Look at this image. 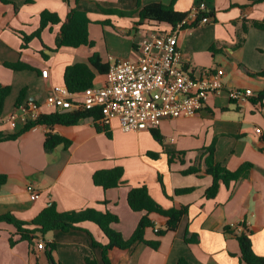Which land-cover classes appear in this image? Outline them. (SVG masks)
<instances>
[{
  "label": "crops",
  "instance_id": "crops-1",
  "mask_svg": "<svg viewBox=\"0 0 264 264\" xmlns=\"http://www.w3.org/2000/svg\"><path fill=\"white\" fill-rule=\"evenodd\" d=\"M202 2L206 4V11L212 12L209 23L190 21L186 27L174 29L184 62L196 75L204 70L223 69L226 89L250 90L252 96L238 102L231 100L227 92L212 95L197 115L164 120L155 128L161 139L153 136V129L124 131L117 119L111 122L108 135L98 130L100 121L90 117L73 126L53 128L54 133L71 142L68 149L59 147L51 153L45 151L44 142L49 132L46 126H37L16 140L0 142V174L8 178L0 191V215L10 213L20 220L31 221L54 202L61 212L92 208L116 215L119 222L114 228L129 238L142 213L130 208L128 193L131 188L145 184L163 208L187 206L188 213L176 231L161 237L155 230L164 229L167 219L153 214L155 227L149 228L145 237L159 240V247L153 249L138 243L128 250L115 248L110 251L112 264H177L181 258L190 264H239V243L234 234L224 229L231 225L240 233L238 227L242 224L253 231L254 252L264 256V107L257 101L258 94L264 91V77L252 75L264 69V30L249 26L246 34L241 33L244 42L238 45L244 22L250 25L253 21H264V3L253 4L248 0H33L32 3L0 0V86L11 87L0 118V132L14 134L23 128L13 130L6 122L22 90H25L22 102L44 101L53 85L64 84L67 66L88 62L89 57L99 51L96 46L63 47L59 49L62 53L54 59L45 60L41 52H45V45L51 48L53 42L56 44L60 25L48 26L42 32L45 45L42 42L38 45L35 38L23 49L21 33H35L44 10L65 19L73 7H78L90 18L96 13L101 21L113 20L115 27L110 28L128 36L131 48L122 52L114 51V47L115 55L109 54L103 39L101 50L105 49L106 54L98 53L109 65L110 57L115 60L137 58L138 46L152 29L151 25L162 31L172 28L166 23L157 27L156 22L151 21L138 25L136 13L132 17H120L106 14L99 7L134 12L138 4L142 7L172 4L176 11L189 14ZM106 16L111 18L106 20ZM47 32L53 35L48 40L42 37ZM18 61L33 69L15 71L3 64ZM46 69L49 79L42 78V71ZM105 82L106 75L97 73L94 86H103ZM43 111L51 113L47 108ZM213 146L215 162L228 170L236 171L244 163H251L254 168L248 178L228 186L222 184L217 196L209 199L205 193L213 178L206 173V160ZM117 167L124 170V185L105 190L94 184L96 171ZM192 168L197 172L187 173ZM28 184H33L38 191L36 200L27 192ZM187 188L193 191L177 193ZM81 226L84 230L49 232L39 238L32 252L25 241L12 246L10 237L16 233L15 228L0 223V264H50L46 247L37 249L39 241L56 243L53 257L63 264H87L86 257L102 264L101 249L93 247L92 237L102 244H107V238L93 222L86 221ZM187 232L198 235L199 241L187 243Z\"/></svg>",
  "mask_w": 264,
  "mask_h": 264
},
{
  "label": "trees",
  "instance_id": "trees-1",
  "mask_svg": "<svg viewBox=\"0 0 264 264\" xmlns=\"http://www.w3.org/2000/svg\"><path fill=\"white\" fill-rule=\"evenodd\" d=\"M253 4L264 3V0H248ZM33 0H27V3H32ZM68 2V0H67ZM78 2V1H77ZM102 12L109 15H118L120 17H132L135 13L138 17V25H142L145 22H156L155 26H159L161 23L168 24L172 29H175L183 22L188 16V13L176 11L173 5L164 4H150L147 6H141L138 4L136 11L127 12L118 9H107L100 7ZM203 16H212V12L205 11L199 15L197 22ZM95 23L89 17L88 13L80 10L78 7H73L65 19H61L60 16L50 10H44L40 15V27L38 30L27 35L21 33L23 39L22 48H28L30 42L34 38L41 39L42 32L48 26L60 25V32L56 39L57 49L65 48H79L81 46L95 47V42L89 38V26ZM103 26L110 25L107 21L99 23ZM187 24L182 27H186ZM249 26L256 27L264 30V21H253L250 25L243 23L241 32L238 35L239 43L241 45L245 38ZM151 28H156L151 25ZM242 33V34H241ZM47 49V48H46ZM45 60L49 59V55L44 51L41 52ZM6 68L21 71L32 70L33 68L21 61L11 63H3ZM109 71V65L104 63L101 55L98 52L93 53L88 62H79L67 66L64 73V84L74 92L82 91L94 86L97 73L100 75H106ZM256 77H264V69L258 73L252 74ZM11 93L10 86H0V118H2L5 103L7 97ZM25 97V90H22L20 96L16 102V107L22 102ZM257 101L264 107V91L258 94ZM93 117L96 121H100L102 113L100 110L92 111H74V112H53L49 114H42L41 117L35 122H30L23 127L19 132L14 134H3L0 132V142L16 140L26 132L32 130L37 126H46L49 132L46 134L44 142V149L47 153L53 152L59 147L68 149L71 146V142L63 136L54 133L53 128L56 125L73 126L84 119ZM101 125V126H100ZM98 125L99 131H104L110 135L109 126L100 123ZM152 134L156 139H161L159 132L155 129L152 130ZM214 146L209 148L210 156L206 160V173L212 176L213 183L206 190V197L213 199L217 196L222 184L228 186L232 182H237L241 179L248 178L250 171L254 168L251 163H244L236 171H230L222 165L215 162L214 159ZM171 160V158H170ZM196 168L190 169L187 173H196ZM124 170L121 167L98 170L93 175V181L96 186L102 187L105 190L117 188L124 185ZM7 176L0 174V191L4 184L7 182ZM162 183V179H160ZM193 188H187L184 190H178V194L192 192ZM128 205L135 211L142 213V216L138 222V225L134 233L129 238H125L123 234L114 228V224L119 222V218L111 212H100L92 208H87L80 211L61 212L58 210L56 203H52L45 207L33 220L24 221L18 219L15 215L7 213L0 215V223H6L15 228L16 233L11 235L10 243L15 246L17 242L25 241L28 243L30 249L34 250V246L40 237H43L49 232L56 230L62 232H69L71 230H84L82 224L86 221H90L98 225L105 237L107 238V244L97 242L92 236L93 247L100 248L102 252V264H112L110 259V251L113 249L128 250L138 243H144L153 249L159 247V240H147L145 235L149 228H154L155 223L151 216L157 214L167 219V224L164 229H159L156 232L158 237L164 236L170 231H176L180 225V222L184 215L188 213V207L183 206L181 208H163L154 198L150 195L148 187L143 184L131 188L128 193ZM240 233L236 232V227L227 226L224 231L236 236L240 248V262L239 264H264V256L257 255L253 250L252 235L253 231L248 228L247 225L242 224L239 226ZM88 232V231H87ZM18 238L17 240L15 238ZM199 241L198 235L186 234L187 243H197ZM46 257L50 264H63L60 261H56L53 257V252L57 248L56 243H46ZM87 264H98L97 261L86 257ZM177 264H190L185 258H181Z\"/></svg>",
  "mask_w": 264,
  "mask_h": 264
},
{
  "label": "built area",
  "instance_id": "built-area-1",
  "mask_svg": "<svg viewBox=\"0 0 264 264\" xmlns=\"http://www.w3.org/2000/svg\"><path fill=\"white\" fill-rule=\"evenodd\" d=\"M205 11L206 4L199 3L179 26L196 22ZM210 21L209 16H203L198 24ZM138 52L135 59L115 60L110 57L103 86L74 92L65 84L53 85L44 101L21 102L8 115L6 122L16 130L38 120L44 114L43 108L51 113L100 110L101 124L110 127L117 119L124 131L137 132L155 129L166 119L193 117L205 108L212 95L227 92L231 100L238 102L252 96L250 90L226 89L223 69L204 70L196 75L183 60L178 33L174 29H149L138 46ZM42 78L49 79L48 69L42 71ZM26 190L32 200L39 197L33 184H28ZM238 229L241 231L242 228ZM44 248V242L39 241L37 249Z\"/></svg>",
  "mask_w": 264,
  "mask_h": 264
},
{
  "label": "rangeland",
  "instance_id": "rangeland-1",
  "mask_svg": "<svg viewBox=\"0 0 264 264\" xmlns=\"http://www.w3.org/2000/svg\"><path fill=\"white\" fill-rule=\"evenodd\" d=\"M99 10H101L100 7H99ZM91 18H93L95 23H93L89 26V38L91 40L95 41V46L97 49H99L100 52H104L103 54H106L105 49L101 50L102 45H104L103 39L107 43V46L109 48V50H108L109 54L115 55L112 51L113 50L112 48H114V47H116L114 51H122V52L128 51L131 48V42H130L128 36L122 35L118 31L112 30V28H110L112 26L115 27L113 20H109L108 23L110 24V26H107V25L103 26V25L99 24V23L104 22V21H101L102 19H100L101 17H99L98 14H96V13H94V15L92 14ZM108 18H111V17H109V16L104 17V19H106V20ZM133 26H134V24H133ZM56 28H57V25H56ZM44 36H45L46 40H48L49 37H51V36L53 37L52 33H49V32H47L42 37L44 38ZM34 39H32V41ZM53 40H54V38H53ZM36 42L38 43V45H40L41 42L45 45V42L42 38H41V40L36 38ZM22 45H23V43H22ZM45 47L47 48L45 50V53H47L49 55V57L52 59H54V57L56 55H58L59 53H62L61 50L57 49V45L54 44V42H53V47L48 48L46 45H45ZM23 49H26V48H23ZM81 49H84V48H81ZM87 49H90V48H87Z\"/></svg>",
  "mask_w": 264,
  "mask_h": 264
}]
</instances>
